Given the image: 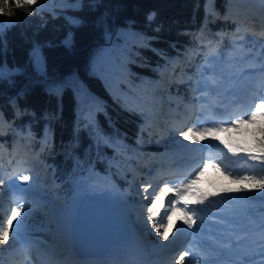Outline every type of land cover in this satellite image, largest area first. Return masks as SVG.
<instances>
[{
	"label": "trees",
	"instance_id": "obj_1",
	"mask_svg": "<svg viewBox=\"0 0 264 264\" xmlns=\"http://www.w3.org/2000/svg\"><path fill=\"white\" fill-rule=\"evenodd\" d=\"M8 2L14 15L0 14V23L15 22L0 34V180L7 181L6 172L18 158L28 160L33 171L42 165L55 181L45 188L38 178L33 192L61 207L73 205L76 180L90 169L120 187L130 183L132 158L125 152H133L130 147L144 134L138 102L164 68L175 67L171 61L177 55L190 48L199 54L215 36L220 50H227L247 9L256 23L253 32L240 37L245 49L252 50L261 37L257 33L264 31V0H64L52 9L37 3L16 8L14 0ZM111 72L120 74L114 77L119 91L110 84ZM93 104L99 109L93 111ZM87 112L95 117L88 119ZM105 137L129 148L115 149ZM262 140L264 134L241 147L250 158L260 157L256 160L264 169ZM3 183L0 196L8 197ZM232 189L242 211L264 213V189ZM23 216L30 232L48 230L43 208ZM0 224L7 225L1 214ZM10 236L0 243V264L11 261L19 243Z\"/></svg>",
	"mask_w": 264,
	"mask_h": 264
},
{
	"label": "rangeland",
	"instance_id": "obj_2",
	"mask_svg": "<svg viewBox=\"0 0 264 264\" xmlns=\"http://www.w3.org/2000/svg\"><path fill=\"white\" fill-rule=\"evenodd\" d=\"M57 1H64V0H35V3H38L41 6L47 7L52 9L53 7H55L57 5ZM248 17V15H247ZM246 20V19H245ZM15 20L13 19H6L5 21H3L2 23H0V25H3V30L6 27L11 26L12 24H14ZM249 21H244V26H246V29H250L248 26L251 24H249ZM246 24V25H245ZM204 27L206 28V26L204 25ZM205 30H209V28L205 29ZM245 30V28H240V29H234L233 30V37H234V41L238 42L237 44H233L231 46H229V48L225 51L220 52V50H218V46L216 44V42L214 44H211L210 49L206 52L205 56H204V62L200 65V71L203 70H208L210 67V65L212 66V62H215V64L212 66V68H214L213 71L216 72V77H215V83L217 82V79L219 78V74H221V71H225L226 70H230L233 73L237 72L241 74L242 76V68L247 67L246 65L254 63L255 58L256 57H261L262 55H264V38L260 39V41H258L257 43V47L251 50V56L252 57H244L243 54L245 52V48L243 47V45L241 43H239V41H236L239 37V33L243 32ZM238 34V35H237ZM264 37V34L262 35ZM142 35L140 34V42L144 41V39H142ZM188 56H193L195 55V52L193 49H189L188 51H186L185 53ZM258 57V58H259ZM35 59L36 62L39 63L40 62V56L39 55H35ZM180 58H178L177 56L171 61V63H174L175 61L179 60ZM209 62V65H208ZM40 64V63H39ZM169 68L166 67L164 68L162 75L165 71H167ZM222 69V70H221ZM113 74V72H112ZM202 74V72H201ZM172 75V73H171ZM203 75V74H202ZM119 76V74H118ZM182 79V75L179 73L176 74V80H181ZM160 80L158 83L161 84ZM174 81V82H175ZM158 85V84H157ZM156 85V86H157ZM115 91H119V88H115ZM156 90V89H155ZM160 90V89H159ZM154 92V89L152 91L146 92L144 91L142 96L143 98L138 102L140 109L142 110V112L144 113V116L146 117L147 115H149L148 111L145 110V108L147 107V101H146V97H148L147 95L151 94ZM172 98V96H169V100ZM179 98V97H178ZM93 111L99 109V105L98 104H93ZM92 112H87L86 117L88 119H90V117L92 116ZM169 116H172L173 114L177 115V113L170 111L169 112ZM150 116V115H149ZM151 117V116H150ZM149 119V118H148ZM147 118H144L145 122L142 124L141 126V130L143 131V135L141 137H138L137 139V146L133 147V156H134V160H135V171L139 172V168L136 166V162L139 160L140 157L144 156V154H146V151H148L149 147H146L145 145L150 142L151 140L156 141L158 139V141L163 142L164 140L167 143H170L167 138L169 136H173V138L177 139L181 138L182 136H180L179 133H175V135H171L168 133V125L169 124H165L164 126L162 125H158L154 130L153 127L148 126V120ZM187 123H189V120H187ZM162 126V127H161ZM249 128L247 129L246 126H244L242 129L237 130V131H229V132H225V133H221L219 136H217L216 138H212L210 135L207 137V140L205 141V143H201L202 146L204 145H209L211 144L213 141L215 142V140H222L223 142H227L230 143L233 140L235 141V144H238L239 139H249V138H258L260 137L262 134H264V123L260 124L259 122H256L254 124H248ZM165 127L164 131H166L164 133V131L162 132V134H159V131ZM153 130V131H152ZM188 130V129H187ZM187 130H183L182 132H186ZM181 133V132H180ZM200 138H202L201 136H199ZM152 147V146H150ZM159 149L163 146H158ZM241 151H243V149H240ZM244 152V151H243ZM131 153V155H132ZM162 154V153H161ZM248 155V152H245V155H243L241 161H244L243 164L239 165L236 169L233 168V166H227L224 168L225 170V174L220 176L217 173V170H215L211 175L209 174L206 177V180L201 182L199 184V188H196L199 194L202 193L206 199H213L214 195L216 194L217 196L215 197L214 200V204L213 207L216 209H213L212 212L219 216V211H222V217L221 219L217 218L216 223L217 225L222 228L223 234L224 236H226V238L224 239L225 241H229L233 236H235L236 234L240 233L241 231L244 230L245 224H248V227L251 228L253 230L254 233L244 237V241L245 244L247 240H257V241H262L264 240V230H262V228L255 230L257 225L259 224V222H261L259 219L260 218H252L249 219L246 214L244 212L241 211V205H242V200H240L238 197L235 196V200L234 202L230 201L229 199H224L221 200L222 194L223 192H225V190L228 187H237V186H242L243 188L251 191V192H255L256 190L260 189L258 187V185H255L253 181L251 180H243V179H238L237 177H242V176H249V177H256L257 180L264 178V169H263V164L261 161L259 160H254L251 159L250 157L246 156ZM130 156V153H129ZM138 164V162H137ZM46 172V169L44 166H40L38 168H36V170L34 169V173L35 175L32 174V176L37 177V179H41L44 184H46L47 186H44L45 188L51 187L53 184V181L51 179V177L49 178L48 175L46 176L44 173ZM47 173V172H46ZM93 173V176H91V174ZM28 177H30V175L26 174ZM24 175V176H26ZM51 176V175H50ZM36 178H29L28 181H24L23 177H22V183H24V189H19V188H15L13 190V194L16 195L17 197L23 198V206L25 209L27 208H31V209H36V208H43L45 216H46V222L48 223V234L50 237L54 236V232L55 229H58V231L60 232V230H64L65 229V218L67 216H69V214L71 212H73V210L76 208L78 200L80 198V196L83 195V192L87 191V193H96V194H102V196L107 197L109 200V203H113L115 205L120 204V205H125L127 206V192L125 193V191H122L118 185L116 184V182L109 176L106 175L100 171L97 170H92L90 169L85 176L79 178L76 180V195H75V204L72 207L69 206H59L56 203H54L53 199H49V198H43L41 196H37L33 193H31L30 191H28L27 189H32L34 188V186L37 184V182H35V180H37ZM228 179V180H225ZM226 181L225 185H223L221 188L223 190V192H215L214 189H212V184H214L215 182H223ZM20 182V183H21ZM17 185L19 186V182L15 179L11 182H9L8 184H6V187L12 188L13 186L17 187ZM23 190V191H21ZM233 192V191H232ZM232 192H228V197L231 196ZM64 198V196H61ZM143 202V201H141ZM110 203V204H111ZM8 205L9 208V213L5 210V205ZM12 201H10L9 198H2L0 197V213L3 215V219L4 221H7L8 218L10 217L11 214V210L14 209L12 206ZM169 211V209H166L165 211L161 212L160 214L156 215L157 219V224L159 225L160 223H167V220L165 218V212ZM241 219V221H243L241 223V226L238 227L236 224L238 223V219ZM262 219L264 220V214L262 215ZM178 220V215L175 212V214L172 216V221L170 224L171 230H168V236L170 235V232L172 230H174L175 228L178 229L180 231V227H176L175 221ZM23 221L24 223L21 224L20 229H19V235H14L15 233V226L18 222ZM27 226V221L24 220V216L22 215L21 211L19 212L18 215H16L15 219L13 220V230L10 232V237H18V238H22L23 242H26L28 240L27 237H24V235L26 234V230L28 229ZM57 227V228H56ZM149 234H153L154 238L157 239V243L154 242H150V246L154 247V246H160L159 244L161 243V241L163 239L160 238L159 234H157L156 230L153 229L151 227V225H149ZM182 230V229H181ZM160 231L163 232L164 229L161 227ZM178 231V232H179ZM177 233V231H175ZM43 235V236H42ZM28 236H38L37 234H29ZM40 236L44 239L47 238V236L45 235V233H41ZM176 236V235H175ZM39 237V236H38ZM49 237V238H50ZM171 238V237H170ZM48 239V238H47ZM18 250V248L13 249V251L11 252V260L13 259V261L8 262V264H20L21 260L18 261L15 260V252ZM156 253H160V251L156 250ZM179 257V256H178ZM179 260V259H178ZM162 260H158V264H162L161 262ZM156 262V261H155ZM183 263L184 260H183Z\"/></svg>",
	"mask_w": 264,
	"mask_h": 264
},
{
	"label": "bare ground",
	"instance_id": "obj_3",
	"mask_svg": "<svg viewBox=\"0 0 264 264\" xmlns=\"http://www.w3.org/2000/svg\"><path fill=\"white\" fill-rule=\"evenodd\" d=\"M248 21L255 25V23H256L255 22V15L251 14L250 17L248 18ZM207 31L208 30H206V32ZM210 32H211L212 36H214L216 33L215 31H212V30H210ZM242 34H243V32H241V33H239V35L238 34L237 35H238V37H241ZM213 38H215V39H212L211 41H213V42L219 41L217 36H215ZM190 49H192V48H190ZM188 57L189 56L186 55L185 59H179L178 62H174L173 64H175V67H173V68L170 67V69L165 71L163 73V75L161 74V77L158 80V82L160 80H162L161 84L157 83L158 84V85L156 84L157 86L154 85V87L151 90L146 91V92H149V91H152L154 89V92L151 93L150 95L148 94L147 95L148 97H146V101H147L148 105L145 108V110L148 111L149 115L151 116V117L148 116V118L150 120L147 118L149 120L148 126L153 127L154 130H156L155 128L158 125L164 126L165 124H169L168 128H167L168 133L173 135L171 132V127L173 125H176V124L180 125L181 127H179V129H181V130H184L183 128H188V126H189V125H187V120H189V118H191L193 108L197 105V99L195 98L194 94H192V93H190V94L187 93V95H189V97H188L189 99H188L187 96L183 95L181 91H178L177 89H172L174 87L173 83H174V79H176V74L177 73L179 74V72L180 73H187L188 72V69H185L186 65H187L186 59ZM211 64L213 66L215 64V62H212ZM208 65H209V62H208ZM212 66L210 65L211 68L208 69V74H209L210 80L214 81L215 77H216V72L213 71L214 68H212ZM248 68L249 69H246V71L243 74L244 79L248 78V76H249V78L253 77V79H256V77H254V76H257V78H260L261 74L264 72V56L256 59L254 61V63H251L250 65H248ZM250 68H257V69L250 70ZM192 71H195V70L191 69L190 72H192ZM171 73H172V75H171ZM187 76H189V74H187ZM197 76L198 75H195V76L193 75V76L189 77L188 79H195ZM110 79L112 80L113 78L110 76ZM200 79H201V77H200ZM115 86H117V85H115ZM169 96H172V98L170 100H169ZM219 105L222 109H226V105H222V104H219ZM170 111L177 113V115L173 114L172 116H169ZM93 116L94 115L92 114V116L90 118H92ZM248 124L249 123H247V122L242 124L238 130L242 129L244 126H246L248 129L249 128ZM164 128L165 127H163L159 131V134H162V132L165 130ZM165 132L166 131H164V133ZM221 133H225V131H222V132L219 131L215 137L219 136ZM167 140L170 143H166V141L160 143V141H158V139L156 141L151 140L150 142H148L145 146L149 147V149H148V151H146V154H144V156L139 158L138 163L151 168L152 166H155L156 162L158 163L159 160L167 161L166 158L164 157V152H165V150H170L169 148H171L172 146H173L172 149H175L176 151H179V152L181 151V153H184L183 149L179 146V141L180 142L182 141L181 138H178V140H177V139L173 138V136H169L167 138ZM159 145L163 146V147H161L159 149V147H158ZM150 146H152V147H150ZM202 151L214 152V150H211L210 145L203 146ZM243 163H244V161H241L240 165ZM25 165H26V162H20L17 164L18 167H24ZM155 170H156V168H154L150 171H147V174L149 175V177H148L147 181L144 183L145 187L148 186L149 184L153 183L152 179L155 177V173H156ZM169 174H171V173L167 172V175H169ZM196 178L193 179V181L190 185L191 191L188 193V195L191 198H193V197L199 198L198 192L194 191L195 187H196L194 185V183L196 182ZM225 180H228V179H225ZM225 183H226V181L223 180V182H215L211 186H212V189L217 190L218 188L225 185ZM162 186L163 185L160 184L159 189L162 190L163 189ZM161 190H159V191L157 190V192L155 191L154 193L159 194ZM143 193H145V192L144 191L139 192L137 194V197L139 198L140 196H143ZM83 194L85 195V194H91V193H87V191H85V192H83ZM97 195L104 198L106 200L109 208H110L111 215L113 218V231L115 232V234L117 236L123 227L120 220H119V209L117 207L118 204L115 205L111 202H110L111 203L110 204L107 197L102 196V194H97ZM160 198H161V196H160ZM157 203H158V201H157ZM207 205H208V203H207ZM4 207H5L6 211H9L7 204ZM156 208L158 211V209H159L158 204L156 205ZM134 209H135V211L140 210L141 209L140 204L138 203ZM212 209H213L212 206H209V210H212ZM177 222H178V220H177ZM175 223H176V221H175ZM77 228H79V226ZM168 230H171L170 226H169ZM143 231H145V230H143ZM175 231H177V233ZM178 231L179 230L175 228L174 230H172L170 232V235L168 236L167 240H162L161 243L159 244L160 246H154V248L156 250L160 251V253L156 254V256L154 258L155 261H158L159 259L160 260L163 259L162 264H177V262L179 261L178 259L181 256V252H180V250H181L180 240L181 239H180V233ZM223 231L224 230L221 228V232H223ZM63 232L67 233L68 229L60 230V232L58 231V229H55L53 237H50L48 233L45 234L48 239L42 238L43 247H41V248L34 247L31 249V255H33V258L35 260V261H33V264H77V262L74 261L73 259L67 257L66 255L61 254V251L58 247V243H59V239L62 238L64 235ZM69 236H70V233H69ZM75 238H76V236H75ZM173 239H174V241H172ZM25 244L31 245V243H29V242H25ZM51 248L57 250L56 254H55V256H57V257L54 256L53 252L51 253ZM246 248H248V246ZM164 250H166L165 254H163ZM261 262H264V259L261 260ZM261 262L258 260L256 264H261ZM151 264H153L152 261H151ZM183 264H188V261L186 260L185 263H183Z\"/></svg>",
	"mask_w": 264,
	"mask_h": 264
},
{
	"label": "snow or ice",
	"instance_id": "obj_4",
	"mask_svg": "<svg viewBox=\"0 0 264 264\" xmlns=\"http://www.w3.org/2000/svg\"><path fill=\"white\" fill-rule=\"evenodd\" d=\"M34 3H35V0H14V6L16 8L31 7V5ZM0 14H4V15L9 16V17L14 15V12L12 11V7L9 5L8 0H0ZM2 33H3V25H0V34H2ZM257 115H264V103H260V104H257L255 106V111L251 112V114L248 115V117H247L248 122H251ZM244 122L245 121H243V120H234L231 122V124H232V126H236V125H239V124L244 123ZM218 130L226 131L227 129L221 128ZM198 131L212 132V131H214V129L202 128V129H198ZM192 132H193V129L188 128V130L186 132H182L181 135H183V136H185V138L191 140V139H193V137L190 135V133H192ZM260 151H261L262 155H264V140H262L260 143ZM251 159H254V160L260 159V157L252 156ZM237 178L243 179V180H251L254 182L255 185H258V187L260 189H264V178H261L259 180H257V178L254 176L253 177L242 176V177H237ZM23 180L28 181L29 177L24 176ZM0 183H3V181L0 180ZM191 183H192V181L190 180L188 182V185L190 186ZM185 187H186V185L181 184V185H179V187L177 189H175V191L177 192V196H180V189L185 188ZM166 190H167V185H165V189H162L158 195L156 193H152L151 195L154 198L152 200L148 201V203L151 206L146 208V212H147L146 221H151V227L156 230L157 234H159L160 238L163 240L168 239V229H169V226H170L171 221H172V216L175 214V203L170 202L169 203V211H166L164 214L165 218L167 220V223H160L159 225L157 224V221L155 219V217L157 215V208H156L157 201L160 199V196L164 195ZM144 192L147 193L148 189L145 188ZM144 199L147 200L148 196L145 195ZM20 208H23V205H21ZM20 208H16V209L11 210V214L7 220L6 226L0 224V229H2V230H0V243H7L8 242L10 232L13 230V220L15 219L16 215L19 214ZM23 223H24L23 221H20L16 224L14 235H19V229H20L21 224H23ZM185 223H187L188 226L191 227L192 223H193L191 217H188V219L185 220ZM161 227L164 229L163 232L160 231ZM262 230H264V225H262ZM262 243H264V241H262ZM261 254L264 255V248L261 249ZM185 255H187L186 252L181 254L177 264H183V260H184ZM262 264H264V262H262Z\"/></svg>",
	"mask_w": 264,
	"mask_h": 264
}]
</instances>
